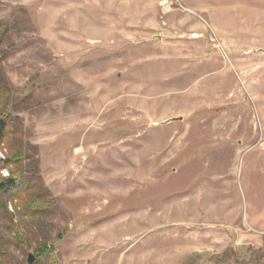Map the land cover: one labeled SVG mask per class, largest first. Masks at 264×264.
<instances>
[{"label":"rangeland","instance_id":"rangeland-1","mask_svg":"<svg viewBox=\"0 0 264 264\" xmlns=\"http://www.w3.org/2000/svg\"><path fill=\"white\" fill-rule=\"evenodd\" d=\"M0 22L59 203L0 210V264L46 242L57 264H264V0H0Z\"/></svg>","mask_w":264,"mask_h":264},{"label":"trees","instance_id":"trees-1","mask_svg":"<svg viewBox=\"0 0 264 264\" xmlns=\"http://www.w3.org/2000/svg\"><path fill=\"white\" fill-rule=\"evenodd\" d=\"M9 34L10 29L0 22V51ZM2 63L0 53V150L8 151L7 158L0 160V210L16 229L10 204L16 203L19 216L42 218L52 216L59 203L43 185L37 150L26 143L22 120L16 115L35 108V101L28 97L12 104L13 93L2 71ZM5 169L10 172L7 178L1 176ZM35 257L37 264H57L55 250L47 242L40 244Z\"/></svg>","mask_w":264,"mask_h":264},{"label":"water","instance_id":"water-1","mask_svg":"<svg viewBox=\"0 0 264 264\" xmlns=\"http://www.w3.org/2000/svg\"><path fill=\"white\" fill-rule=\"evenodd\" d=\"M181 120V119H179ZM173 121H177V120H173ZM35 257L33 255H30L29 259H28V264H34L35 263Z\"/></svg>","mask_w":264,"mask_h":264},{"label":"bare ground","instance_id":"bare-ground-1","mask_svg":"<svg viewBox=\"0 0 264 264\" xmlns=\"http://www.w3.org/2000/svg\"><path fill=\"white\" fill-rule=\"evenodd\" d=\"M81 152V151H78V153Z\"/></svg>","mask_w":264,"mask_h":264},{"label":"built area","instance_id":"built-area-1","mask_svg":"<svg viewBox=\"0 0 264 264\" xmlns=\"http://www.w3.org/2000/svg\"><path fill=\"white\" fill-rule=\"evenodd\" d=\"M1 154V153H0Z\"/></svg>","mask_w":264,"mask_h":264}]
</instances>
